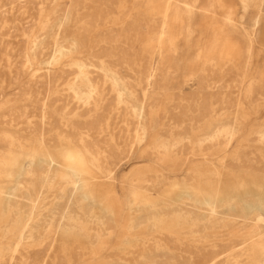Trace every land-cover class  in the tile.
Wrapping results in <instances>:
<instances>
[{"label": "rangeland", "instance_id": "1", "mask_svg": "<svg viewBox=\"0 0 264 264\" xmlns=\"http://www.w3.org/2000/svg\"><path fill=\"white\" fill-rule=\"evenodd\" d=\"M0 264H264V0H0Z\"/></svg>", "mask_w": 264, "mask_h": 264}, {"label": "bare ground", "instance_id": "2", "mask_svg": "<svg viewBox=\"0 0 264 264\" xmlns=\"http://www.w3.org/2000/svg\"><path fill=\"white\" fill-rule=\"evenodd\" d=\"M210 5V4H209ZM247 9V8H246ZM257 16V15H256ZM259 22V21H258ZM256 27V26H255ZM246 28V27H245ZM83 70V69H82ZM55 80V79H54ZM75 92V91H74ZM90 92V91H89ZM82 94V93H81ZM37 95V94H36ZM84 106V105H83ZM143 113V112H142ZM141 137V136H140ZM50 158V157H49ZM43 159V158H42ZM44 160V159H43ZM43 160H41V161H43ZM53 162H54V160L53 159H48V160H44L42 163L44 164V163H48V165H52L53 164ZM49 169V168H48ZM47 174H49V173H47ZM50 174H54L52 171H50ZM31 178V177H30ZM33 181V180H32ZM32 184V183H31ZM29 186V185H28ZM159 186V185H158ZM29 188H31L30 186H29ZM42 191V190H41ZM23 192V194L25 193L24 191H22ZM30 192V191H29ZM31 194V193H30ZM33 194V193H32ZM8 197L10 198L11 197V194L10 193H8ZM32 197H33V195H32ZM16 199H17V197H16ZM190 202V201H189ZM17 203L19 204V206H18V209H19V213L21 214V215H23L24 216V218H25V220L27 221V225L25 224V228L26 229H28L27 231H28V235L27 236H25L24 237V235H21L20 236V238L21 239H23V238H27V239H34V235H35V233H36V230H35V211H34V208L32 207V208H29V207H26V202L25 203H23L21 200H19L18 199V201H17ZM35 203V202H34ZM16 204V203H15ZM195 205V204H194ZM196 206V205H195ZM10 207H11V205L10 204H7V205H5V211H9V209H10ZM24 207H25V209H24ZM26 208H28V209H26ZM60 211V210H59ZM70 212V211H69ZM184 212V211H183ZM182 212V213H183ZM49 213V212H48ZM186 213V212H185ZM178 215H179V213H177ZM187 214V213H186ZM185 214V215H186ZM177 215V216H178ZM181 216H182V214H181ZM195 216V215H194ZM189 217V216H188ZM69 219H70V217H69ZM73 219V218H72ZM78 219V218H77ZM184 219H187V216H186V218H184ZM67 220V219H66ZM74 220H76V219H74ZM182 220H183V218H182ZM25 221V222H26ZM69 221V220H68ZM82 221V220H81ZM15 222V221H14ZM73 222V221H72ZM78 222V221H77ZM74 223V222H73ZM195 223H196V221H195ZM83 224V223H82ZM11 225H12V222H11V220H10V222H8L7 223V227H6V229H10V227H11ZM77 225V224H76ZM80 226V225H79ZM82 226V225H81ZM80 226V227H81ZM71 228H74V227H71ZM75 228H77V227H75ZM22 229V228H21ZM69 229H70V227H69ZM71 230H73V229H71ZM195 231V230H194ZM7 232V231H6ZM14 232V231H13ZM89 232V231H88ZM153 233V232H152ZM151 233V234H152ZM11 236V235H10ZM91 236V235H90ZM99 236V235H98ZM164 236V235H163ZM194 240V239H193ZM69 242V241H68ZM9 243V242H8ZM139 249V248H138ZM124 250V249H123ZM145 251V250H144ZM56 256V255H55ZM181 256V255H180ZM126 257V256H125ZM139 257V256H138ZM251 259V258H250ZM263 262V261H262Z\"/></svg>", "mask_w": 264, "mask_h": 264}]
</instances>
